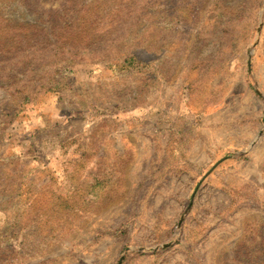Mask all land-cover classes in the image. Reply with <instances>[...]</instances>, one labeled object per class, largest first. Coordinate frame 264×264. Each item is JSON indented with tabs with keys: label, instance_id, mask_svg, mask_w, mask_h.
Segmentation results:
<instances>
[{
	"label": "rangeland",
	"instance_id": "1",
	"mask_svg": "<svg viewBox=\"0 0 264 264\" xmlns=\"http://www.w3.org/2000/svg\"><path fill=\"white\" fill-rule=\"evenodd\" d=\"M0 264H264V0H0Z\"/></svg>",
	"mask_w": 264,
	"mask_h": 264
}]
</instances>
